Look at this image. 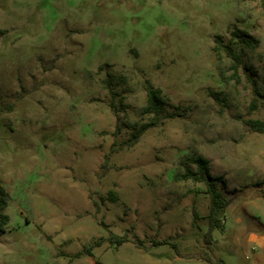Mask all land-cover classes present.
<instances>
[{
    "label": "rangeland",
    "instance_id": "obj_1",
    "mask_svg": "<svg viewBox=\"0 0 264 264\" xmlns=\"http://www.w3.org/2000/svg\"><path fill=\"white\" fill-rule=\"evenodd\" d=\"M263 76L264 0H0V264H264ZM149 84L165 117L129 147ZM194 152L226 183L210 244Z\"/></svg>",
    "mask_w": 264,
    "mask_h": 264
},
{
    "label": "trees",
    "instance_id": "obj_2",
    "mask_svg": "<svg viewBox=\"0 0 264 264\" xmlns=\"http://www.w3.org/2000/svg\"><path fill=\"white\" fill-rule=\"evenodd\" d=\"M215 51L220 53L224 51L227 57L233 61L232 69L235 73L238 71L239 66L242 63V53L237 52L232 45L223 46L222 38L216 37ZM238 44L242 49L256 50L260 46V41L252 37L248 32L239 28H235L232 32V42ZM102 70V68H100ZM124 81V80H121ZM264 84V76H263ZM116 84V78L110 76L105 81L106 88L113 93L112 87ZM147 105L142 109L141 114L146 117H150V121L147 123H127L128 129L133 131L132 136L126 143L127 146L132 147L136 145L141 137L150 129L157 128L163 121L167 109V101L163 96L160 89L152 87L150 84L146 89ZM246 125L250 127L254 132L264 134V121L262 120H249ZM119 129V128H118ZM191 163L196 166L197 170L194 171L190 168L186 169L185 173L177 174L175 179L177 181H193L195 183H203L206 185L205 193L210 197V213H209V232L207 243H211L214 229L218 226V217L220 212L226 208L227 202L223 199L222 190L226 187L225 179L222 176L213 177L210 174L209 162L202 155L197 152L193 153L191 157ZM114 194L110 193L111 200H116ZM9 196L7 192L0 186V238L6 233V228L9 223V217L4 214L8 207ZM111 241L121 246L128 243L125 237H112Z\"/></svg>",
    "mask_w": 264,
    "mask_h": 264
},
{
    "label": "crops",
    "instance_id": "obj_3",
    "mask_svg": "<svg viewBox=\"0 0 264 264\" xmlns=\"http://www.w3.org/2000/svg\"><path fill=\"white\" fill-rule=\"evenodd\" d=\"M255 242H258V241H256V239L254 240Z\"/></svg>",
    "mask_w": 264,
    "mask_h": 264
}]
</instances>
